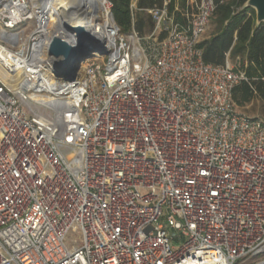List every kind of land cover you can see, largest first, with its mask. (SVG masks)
Masks as SVG:
<instances>
[{"label": "built area", "instance_id": "built-area-1", "mask_svg": "<svg viewBox=\"0 0 264 264\" xmlns=\"http://www.w3.org/2000/svg\"><path fill=\"white\" fill-rule=\"evenodd\" d=\"M103 1L105 52L68 81L52 0H0V264H264V120L203 59L214 0H163L145 36Z\"/></svg>", "mask_w": 264, "mask_h": 264}, {"label": "trees", "instance_id": "trees-1", "mask_svg": "<svg viewBox=\"0 0 264 264\" xmlns=\"http://www.w3.org/2000/svg\"><path fill=\"white\" fill-rule=\"evenodd\" d=\"M110 1L114 20L122 32L129 34L135 29L144 36L149 35L154 27L149 10L163 4V0H138L136 10H133L132 0ZM186 1L170 0L169 10L173 11L177 3L179 9L183 10ZM246 2L214 0L215 9L210 23L213 31L199 45L205 62L222 65L229 55L235 70L245 74L246 79L232 90L237 107H243L256 99L264 103V23L257 25L255 11L245 8ZM177 20L185 22L180 12ZM258 117L264 120V117Z\"/></svg>", "mask_w": 264, "mask_h": 264}, {"label": "water", "instance_id": "water-1", "mask_svg": "<svg viewBox=\"0 0 264 264\" xmlns=\"http://www.w3.org/2000/svg\"><path fill=\"white\" fill-rule=\"evenodd\" d=\"M245 8H251L256 14V23H264V0H247ZM114 19V17H113ZM64 34L54 36L49 54L60 66L58 76L68 81H76L81 76L83 63L105 52V40L90 26H77L63 23Z\"/></svg>", "mask_w": 264, "mask_h": 264}, {"label": "bare ground", "instance_id": "bare-ground-1", "mask_svg": "<svg viewBox=\"0 0 264 264\" xmlns=\"http://www.w3.org/2000/svg\"><path fill=\"white\" fill-rule=\"evenodd\" d=\"M103 2V0H52L50 6L52 13L51 27L54 29V34L63 35L64 31H62L61 27L63 23L67 22L77 26H90L103 38L111 35L109 26L112 20L110 17L105 15L102 24H97V22H95V18L98 16V10L103 9ZM52 65L55 66L54 62ZM49 72L52 71L49 70L48 74ZM0 74H2L1 70Z\"/></svg>", "mask_w": 264, "mask_h": 264}, {"label": "rangeland", "instance_id": "rangeland-1", "mask_svg": "<svg viewBox=\"0 0 264 264\" xmlns=\"http://www.w3.org/2000/svg\"><path fill=\"white\" fill-rule=\"evenodd\" d=\"M98 16L95 18V22H97V24H102L104 22V13L101 9L98 10ZM213 31V25L210 26V29L207 31V33L204 35V37H207L209 35H211ZM105 58H101L99 63L101 64V68L102 71L105 70ZM63 77L60 76H55L53 79L55 80H60ZM240 111L250 115V116H262L264 117V103L262 100L260 99H256L253 102L243 106V107H238ZM39 110L41 112L44 113H49L50 114V110H45L44 107L39 108ZM47 111V112H46ZM81 238V234L79 231L77 230H71L68 234V236L66 237V244L67 246H72L75 241H79Z\"/></svg>", "mask_w": 264, "mask_h": 264}]
</instances>
